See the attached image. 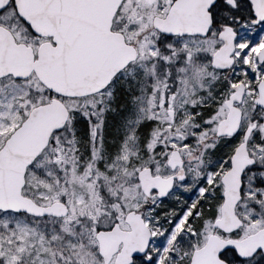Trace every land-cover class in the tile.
I'll use <instances>...</instances> for the list:
<instances>
[{
  "label": "snow or ice",
  "instance_id": "snow-or-ice-1",
  "mask_svg": "<svg viewBox=\"0 0 264 264\" xmlns=\"http://www.w3.org/2000/svg\"><path fill=\"white\" fill-rule=\"evenodd\" d=\"M0 264H264V0H0Z\"/></svg>",
  "mask_w": 264,
  "mask_h": 264
}]
</instances>
